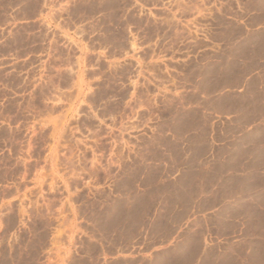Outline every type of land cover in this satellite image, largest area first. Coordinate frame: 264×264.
Returning <instances> with one entry per match:
<instances>
[{"label": "rangeland", "instance_id": "1", "mask_svg": "<svg viewBox=\"0 0 264 264\" xmlns=\"http://www.w3.org/2000/svg\"><path fill=\"white\" fill-rule=\"evenodd\" d=\"M71 64L87 101L47 117ZM0 101V182L30 154L65 194L0 264H264V0H0Z\"/></svg>", "mask_w": 264, "mask_h": 264}, {"label": "crops", "instance_id": "2", "mask_svg": "<svg viewBox=\"0 0 264 264\" xmlns=\"http://www.w3.org/2000/svg\"><path fill=\"white\" fill-rule=\"evenodd\" d=\"M79 58L82 55H75ZM98 57L97 55L95 56ZM61 70L72 73L71 80L63 83H54L52 87L55 91V94L49 93L46 102L47 117L56 118L61 113L66 114L74 113V108L80 107L82 101L81 97L83 95L84 103H86V87L88 85L87 76L83 70V66L80 64L77 66L75 64L71 65H62ZM83 90V92H82ZM0 103H2L0 101ZM70 119V118H69ZM128 123V121H127ZM64 132H76L73 128H65ZM79 132H81L79 130ZM57 147V144L54 141L53 150ZM39 159L33 157L32 155H23L20 158V162L23 166L22 171L17 174L13 179L0 182V228L4 226V219L8 216H14L16 218V225L9 229L7 232L18 233L21 231V222L22 218L37 215L41 216H50V215H59L60 212L57 211L59 208H54L53 199L57 200V206L63 201L65 194L59 195L56 198H48L47 191L48 187L44 188L43 186L50 183L51 178L45 173L48 171L50 165L54 167L52 161L48 162L47 159ZM30 165V169H29ZM70 163H63L62 169H69ZM55 173L60 174L59 169L54 170ZM54 173V174H55ZM65 176V172L63 174ZM54 184V183H53ZM46 192V193H45ZM65 206V205H64ZM64 207L62 213L64 214ZM58 232L65 234L68 230L65 227L60 228ZM52 245H56L57 248L63 249L64 253L62 256V264H70V256L65 255V250H69L71 245L70 242L65 240H53ZM117 257L112 256L110 261H114ZM143 259H145L143 257Z\"/></svg>", "mask_w": 264, "mask_h": 264}]
</instances>
